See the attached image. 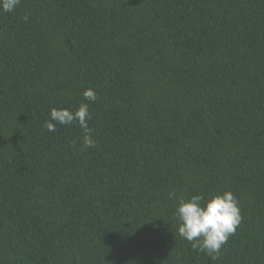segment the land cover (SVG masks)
<instances>
[{
    "label": "trees",
    "instance_id": "1",
    "mask_svg": "<svg viewBox=\"0 0 264 264\" xmlns=\"http://www.w3.org/2000/svg\"><path fill=\"white\" fill-rule=\"evenodd\" d=\"M81 102L94 148L44 127ZM225 190L242 221L213 261L169 193ZM0 264H264V0L0 11Z\"/></svg>",
    "mask_w": 264,
    "mask_h": 264
},
{
    "label": "clouds",
    "instance_id": "2",
    "mask_svg": "<svg viewBox=\"0 0 264 264\" xmlns=\"http://www.w3.org/2000/svg\"><path fill=\"white\" fill-rule=\"evenodd\" d=\"M19 4L20 0H0V11L12 12ZM23 19L27 21L28 16L25 15ZM82 95L88 102H95L98 96L91 87L84 89ZM49 115L50 119L44 124L49 132H56L58 124L69 125L75 122L84 133L81 138L83 147L96 146L93 130L88 123L92 118L89 103L81 102L75 110L53 107ZM169 199L176 200L178 235L189 241L195 251L206 253L213 261L218 260L223 245L235 234L242 221L236 196L230 190L211 195L197 193L187 198L170 192Z\"/></svg>",
    "mask_w": 264,
    "mask_h": 264
}]
</instances>
